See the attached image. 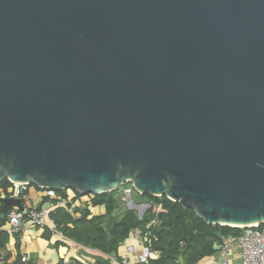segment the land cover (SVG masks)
<instances>
[{
    "label": "water",
    "instance_id": "1",
    "mask_svg": "<svg viewBox=\"0 0 264 264\" xmlns=\"http://www.w3.org/2000/svg\"><path fill=\"white\" fill-rule=\"evenodd\" d=\"M3 180L263 222L264 0H0Z\"/></svg>",
    "mask_w": 264,
    "mask_h": 264
},
{
    "label": "trees",
    "instance_id": "2",
    "mask_svg": "<svg viewBox=\"0 0 264 264\" xmlns=\"http://www.w3.org/2000/svg\"><path fill=\"white\" fill-rule=\"evenodd\" d=\"M12 188L13 184L8 180L0 182V191L5 198L12 195ZM141 196L152 204L142 219H138L133 211L125 212L119 220L114 219L112 214L117 208L114 191L92 196L93 206L104 207L102 215L93 216L87 208L80 210L79 216L74 217L63 208H56L51 213V219L65 236L107 255L116 253L132 231L140 230L149 236L150 248L158 254L156 259L149 260V264H199L213 257L220 250L224 239L241 233L239 228L206 224L193 210L185 209L165 196ZM153 206L160 210L153 211ZM114 224L115 234L112 233ZM7 240V233L0 231V259ZM5 260L7 257L3 258ZM14 264H22L20 258ZM97 264L108 262L103 260Z\"/></svg>",
    "mask_w": 264,
    "mask_h": 264
},
{
    "label": "built area",
    "instance_id": "3",
    "mask_svg": "<svg viewBox=\"0 0 264 264\" xmlns=\"http://www.w3.org/2000/svg\"><path fill=\"white\" fill-rule=\"evenodd\" d=\"M15 192L13 197L18 198L23 192L26 191L28 185H14ZM119 199L123 204H132L134 189L130 184H125L123 187L118 189ZM47 195L55 197V191L47 190ZM92 196L93 195H81L77 193L73 199L92 207ZM71 199L62 198L57 199L56 202L47 208L31 209L22 211H16L10 214L9 226L11 232H18L26 226H38L41 228H48L51 230L55 237H57L62 243H69L74 250L77 252V258L81 264H92L86 257V252L91 251L99 254L108 262V264H149L150 259H156L157 253L152 252L149 244V236L142 233L140 230H134L130 233L129 239L140 237L142 241V250L134 261H127L125 257L118 258L117 256L107 255L100 251L89 249L81 244L76 243L74 240L65 236L61 230L54 224L51 219V212L56 208H64L69 213L73 212ZM151 203L148 207H151ZM159 207L153 206V211L158 212ZM240 235L236 237H228L223 240L220 250L215 254L213 264H228L226 259L228 248L231 244L236 246L238 258L240 264H264V221L259 224L249 225L246 227H240ZM129 239L127 241H129ZM135 251V247L131 244L125 246V252L131 254ZM22 264H28L29 258L23 255L20 259ZM64 264H69L65 262Z\"/></svg>",
    "mask_w": 264,
    "mask_h": 264
},
{
    "label": "crops",
    "instance_id": "4",
    "mask_svg": "<svg viewBox=\"0 0 264 264\" xmlns=\"http://www.w3.org/2000/svg\"><path fill=\"white\" fill-rule=\"evenodd\" d=\"M14 192L15 187L13 186L12 195L8 198H13ZM47 192L48 191L45 189L28 185L26 191L23 192V194L20 195L18 199L22 201L23 209L26 210L47 208L54 204L57 199L67 198L71 199L73 212L69 213L67 210L64 208L63 209L74 217L79 216L80 210L87 208L90 210L93 216L104 214L105 209L103 206L88 207L87 205H84L83 203L73 199L74 195H77V193L72 190L55 191L56 194L53 198L48 196ZM0 198L1 210V207L3 206L2 200L7 199L3 196L1 191ZM16 211L19 210L13 208L9 211L4 224L1 223L0 219V231H4L8 235L6 249L1 255L0 264H14L19 258L21 259L23 255H26L29 258V262L31 264H64L65 262H68L69 264H81L77 258L76 250H74V248L69 243H62L48 228L26 226L18 232H11L9 226V217L11 213ZM68 226L71 227L70 224ZM128 239L129 238L120 244V247L118 248L117 252L113 254V256H117L118 258L125 257L127 261L132 262L141 253L142 241L140 237H136L134 239L130 238L129 241H127ZM127 244H132L135 247V251L133 253L127 254L125 252V246ZM214 256L202 260L199 264H213ZM4 257H7V260L3 261ZM86 257L92 264H97L99 261L105 260L101 255L91 251L86 252ZM226 259L228 264H240L236 246L234 244L229 246Z\"/></svg>",
    "mask_w": 264,
    "mask_h": 264
},
{
    "label": "rangeland",
    "instance_id": "5",
    "mask_svg": "<svg viewBox=\"0 0 264 264\" xmlns=\"http://www.w3.org/2000/svg\"><path fill=\"white\" fill-rule=\"evenodd\" d=\"M119 192V190L114 191L117 208L112 214L113 218L119 220L125 212L133 211L138 219H142V216H144L150 208L148 207L150 205V201L134 192L132 204H123L119 199Z\"/></svg>",
    "mask_w": 264,
    "mask_h": 264
}]
</instances>
